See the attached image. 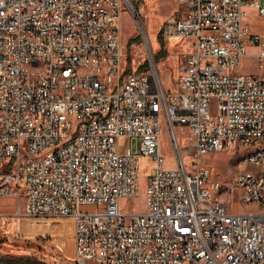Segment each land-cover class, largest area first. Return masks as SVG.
I'll list each match as a JSON object with an SVG mask.
<instances>
[{
    "label": "built area",
    "instance_id": "obj_1",
    "mask_svg": "<svg viewBox=\"0 0 264 264\" xmlns=\"http://www.w3.org/2000/svg\"><path fill=\"white\" fill-rule=\"evenodd\" d=\"M140 2L0 0V196L25 197L28 216L69 218L76 264H264V171L235 177L238 206L254 208L240 212L203 164L264 145V33L244 21L249 10L264 17V0H177L155 36L173 57L174 91L154 62ZM125 12L147 72L124 67ZM250 46L259 73L246 75ZM32 57L45 67L26 74ZM143 157L152 164L146 209L124 212L122 200L140 195ZM258 161L264 154L251 155Z\"/></svg>",
    "mask_w": 264,
    "mask_h": 264
},
{
    "label": "rangeland",
    "instance_id": "obj_2",
    "mask_svg": "<svg viewBox=\"0 0 264 264\" xmlns=\"http://www.w3.org/2000/svg\"><path fill=\"white\" fill-rule=\"evenodd\" d=\"M147 22V29L153 39L155 55L160 52L161 43L155 38L163 20L178 8L177 0H141L138 4ZM122 42L125 58L124 67L130 71H149L151 62L142 43L136 22L128 13H124ZM245 23L253 32L264 33V17L257 10H249L244 18ZM177 48H172L176 50ZM259 47L250 46L248 56L243 60L242 72L246 75L259 73L256 55ZM165 53L166 55H164ZM161 53L159 61L154 59L163 81L168 90H175V63L168 53ZM145 66L144 68H142ZM163 151L166 155V166L174 168L176 159L171 147V141L164 128ZM189 134L180 130L179 138L182 144H188ZM246 149H227L213 155L205 156L203 164L211 167L216 177L223 184L221 199L230 209L245 212L254 209L253 206H238L239 194L231 189L235 177L243 171L253 169V166L242 162ZM192 157H185L190 168ZM147 157L141 158V191L137 198L122 200V210L128 213H140L146 209L147 176L151 167ZM20 207V208H19ZM89 207L87 210H95ZM21 214H20V213ZM25 197L0 196V213L5 216V223L0 228V255L20 256L40 260L46 264H76L75 238L73 222L63 216L33 217L25 214ZM90 264V263H88ZM93 264H96L93 262Z\"/></svg>",
    "mask_w": 264,
    "mask_h": 264
},
{
    "label": "bare ground",
    "instance_id": "obj_3",
    "mask_svg": "<svg viewBox=\"0 0 264 264\" xmlns=\"http://www.w3.org/2000/svg\"><path fill=\"white\" fill-rule=\"evenodd\" d=\"M37 67H45V60L41 59L40 57L30 58L29 61H26V74H35V71H37ZM242 148L246 149L242 162L253 166V169L244 172V174L257 175L263 173L264 161L250 162V160H251V155L264 154V145L263 147L260 146L239 147L238 149H242Z\"/></svg>",
    "mask_w": 264,
    "mask_h": 264
},
{
    "label": "trees",
    "instance_id": "obj_4",
    "mask_svg": "<svg viewBox=\"0 0 264 264\" xmlns=\"http://www.w3.org/2000/svg\"><path fill=\"white\" fill-rule=\"evenodd\" d=\"M161 53L163 51H160L156 54V61H159L161 58ZM166 55L165 53H163ZM143 66L142 68H144ZM0 264H46L40 260L32 259V258H26V257H20V256H11V255H0Z\"/></svg>",
    "mask_w": 264,
    "mask_h": 264
},
{
    "label": "crops",
    "instance_id": "obj_5",
    "mask_svg": "<svg viewBox=\"0 0 264 264\" xmlns=\"http://www.w3.org/2000/svg\"><path fill=\"white\" fill-rule=\"evenodd\" d=\"M88 263L93 264V262H88ZM88 263H87V264H88Z\"/></svg>",
    "mask_w": 264,
    "mask_h": 264
}]
</instances>
